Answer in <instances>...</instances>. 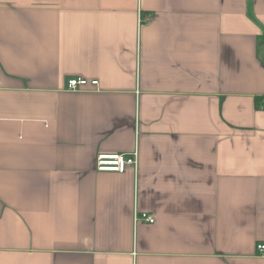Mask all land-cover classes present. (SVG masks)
Segmentation results:
<instances>
[{"label":"crops","instance_id":"obj_1","mask_svg":"<svg viewBox=\"0 0 264 264\" xmlns=\"http://www.w3.org/2000/svg\"><path fill=\"white\" fill-rule=\"evenodd\" d=\"M262 102L264 0H0V264H264Z\"/></svg>","mask_w":264,"mask_h":264},{"label":"built area","instance_id":"obj_2","mask_svg":"<svg viewBox=\"0 0 264 264\" xmlns=\"http://www.w3.org/2000/svg\"><path fill=\"white\" fill-rule=\"evenodd\" d=\"M96 86L98 85L97 80H87L81 77L72 78L67 81L68 89H77L84 86ZM261 108H264V102H262ZM137 164V155L135 152L132 153H100L95 159V168L97 171H108V172H123L127 166L135 167ZM136 219H141L148 223H153L154 218L152 215L147 213H141L136 215ZM257 252L264 254V244L258 243L256 245Z\"/></svg>","mask_w":264,"mask_h":264}]
</instances>
